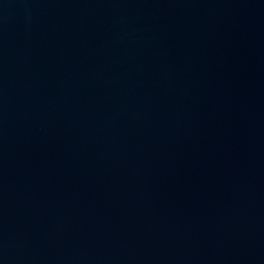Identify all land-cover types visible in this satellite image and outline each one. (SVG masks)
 Returning a JSON list of instances; mask_svg holds the SVG:
<instances>
[{
	"label": "water",
	"instance_id": "95a60500",
	"mask_svg": "<svg viewBox=\"0 0 264 264\" xmlns=\"http://www.w3.org/2000/svg\"><path fill=\"white\" fill-rule=\"evenodd\" d=\"M0 264H264V0H0Z\"/></svg>",
	"mask_w": 264,
	"mask_h": 264
}]
</instances>
